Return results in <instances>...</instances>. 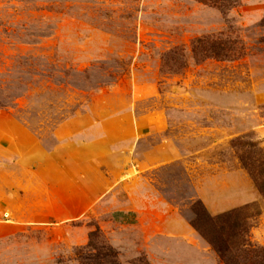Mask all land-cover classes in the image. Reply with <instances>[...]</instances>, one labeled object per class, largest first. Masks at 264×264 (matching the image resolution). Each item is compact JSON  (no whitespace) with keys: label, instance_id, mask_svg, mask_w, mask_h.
I'll return each mask as SVG.
<instances>
[{"label":"rangeland","instance_id":"rangeland-1","mask_svg":"<svg viewBox=\"0 0 264 264\" xmlns=\"http://www.w3.org/2000/svg\"><path fill=\"white\" fill-rule=\"evenodd\" d=\"M263 17L264 0H243L225 17L198 0H0V129L16 122L48 150L70 120L85 125L77 141L126 131L110 153L128 185L116 183L96 209L126 207L128 193L162 198L192 228L185 237L156 233L150 214L143 226L95 213L26 223L16 158L0 155V264H82L107 248L118 264H223L191 221L246 205L259 213L248 218L250 240L264 246V198L232 145L242 138L264 150ZM210 34L241 56L196 62L191 42ZM170 50L186 62L176 73ZM159 144L173 161L134 168Z\"/></svg>","mask_w":264,"mask_h":264},{"label":"crops","instance_id":"crops-1","mask_svg":"<svg viewBox=\"0 0 264 264\" xmlns=\"http://www.w3.org/2000/svg\"><path fill=\"white\" fill-rule=\"evenodd\" d=\"M79 123L78 120H70L61 125L58 130L61 141L52 150L44 148L25 127L16 122L11 124L12 130L0 129V139H6L5 142L0 141V155L16 158L17 168L13 174L22 188V194L20 188L16 191L14 189V192L20 198L19 203L23 204L24 222L62 223L95 213L102 218L105 214L122 226H143L150 214V224L156 233L181 237L191 233L192 228L187 220L171 209L170 203L162 198L153 201L145 196L132 197L128 193V206L96 209L116 183L125 187L128 185L122 173H118L122 169L110 153L112 143L117 141L116 134L126 131L112 129L101 139L77 141L72 137L84 131L78 127L85 126ZM165 125L164 120L154 124L158 131L163 130ZM173 160L172 148L159 144L142 154L134 168L139 166L144 171ZM13 201L10 199L7 205L14 206Z\"/></svg>","mask_w":264,"mask_h":264},{"label":"trees","instance_id":"trees-1","mask_svg":"<svg viewBox=\"0 0 264 264\" xmlns=\"http://www.w3.org/2000/svg\"><path fill=\"white\" fill-rule=\"evenodd\" d=\"M198 1L217 9L225 17L231 9L241 5L243 0ZM225 20L229 25L228 19L225 18ZM261 24L264 25V17ZM261 41L264 43V37ZM240 51L228 38L213 34L195 38L190 47L191 57L196 62L206 59L229 60L241 56ZM166 54L173 62L171 71L176 73L186 64L182 53L176 56V51L170 50ZM2 106L5 105L0 102V107ZM232 145L236 148L241 167L264 198V150L258 146V143L243 141L242 138H236L232 141ZM249 208L250 206L246 205L216 216H210L205 212L201 218L196 212V218L191 221L192 227L210 244L223 264H264V246L253 244L249 237L248 218L259 213L257 210L248 212ZM95 234L96 232H92L90 238ZM91 241L86 249L91 247ZM106 250L107 252L103 255L97 251L96 254L89 253L86 257H80V262L101 264L102 262L99 261L104 259L105 263L118 264L112 249Z\"/></svg>","mask_w":264,"mask_h":264}]
</instances>
